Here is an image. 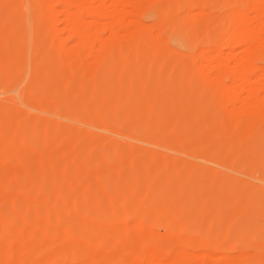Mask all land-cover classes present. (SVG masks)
Listing matches in <instances>:
<instances>
[{
  "label": "rangeland",
  "instance_id": "374dc122",
  "mask_svg": "<svg viewBox=\"0 0 264 264\" xmlns=\"http://www.w3.org/2000/svg\"><path fill=\"white\" fill-rule=\"evenodd\" d=\"M0 264H264V0H0Z\"/></svg>",
  "mask_w": 264,
  "mask_h": 264
},
{
  "label": "bare ground",
  "instance_id": "6f19581e",
  "mask_svg": "<svg viewBox=\"0 0 264 264\" xmlns=\"http://www.w3.org/2000/svg\"><path fill=\"white\" fill-rule=\"evenodd\" d=\"M262 141H263V140H262ZM206 161H207V160H206ZM218 164H219V163H218ZM222 165L224 166V164H222ZM222 165H221V166H222ZM221 166H220V167H221Z\"/></svg>",
  "mask_w": 264,
  "mask_h": 264
}]
</instances>
